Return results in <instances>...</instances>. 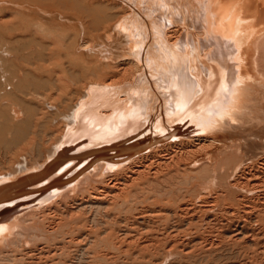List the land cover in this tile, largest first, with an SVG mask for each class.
<instances>
[{"label": "bare ground", "instance_id": "obj_1", "mask_svg": "<svg viewBox=\"0 0 264 264\" xmlns=\"http://www.w3.org/2000/svg\"><path fill=\"white\" fill-rule=\"evenodd\" d=\"M0 264H264V0H0Z\"/></svg>", "mask_w": 264, "mask_h": 264}, {"label": "rangeland", "instance_id": "obj_2", "mask_svg": "<svg viewBox=\"0 0 264 264\" xmlns=\"http://www.w3.org/2000/svg\"><path fill=\"white\" fill-rule=\"evenodd\" d=\"M49 112H51V111H49ZM63 113L67 114V112L63 111V109L60 107L59 109H57L53 113H51L50 117L52 118V120L56 118V122L58 123L59 120L62 118Z\"/></svg>", "mask_w": 264, "mask_h": 264}, {"label": "water", "instance_id": "obj_3", "mask_svg": "<svg viewBox=\"0 0 264 264\" xmlns=\"http://www.w3.org/2000/svg\"><path fill=\"white\" fill-rule=\"evenodd\" d=\"M11 188V187H10ZM13 189V192H11L13 195H16L17 194V191H18V189H22L21 187L19 188H12ZM8 190H10V189H8ZM15 197V196H14ZM13 197V198H14Z\"/></svg>", "mask_w": 264, "mask_h": 264}]
</instances>
